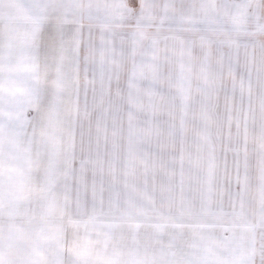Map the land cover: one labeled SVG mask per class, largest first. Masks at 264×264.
<instances>
[{
	"label": "snow or ice",
	"instance_id": "1",
	"mask_svg": "<svg viewBox=\"0 0 264 264\" xmlns=\"http://www.w3.org/2000/svg\"><path fill=\"white\" fill-rule=\"evenodd\" d=\"M0 264H264V0H0Z\"/></svg>",
	"mask_w": 264,
	"mask_h": 264
}]
</instances>
